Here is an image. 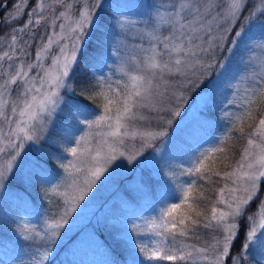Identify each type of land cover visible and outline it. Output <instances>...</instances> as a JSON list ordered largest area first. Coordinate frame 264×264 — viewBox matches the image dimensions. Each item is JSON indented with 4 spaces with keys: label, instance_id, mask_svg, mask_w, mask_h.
I'll use <instances>...</instances> for the list:
<instances>
[{
    "label": "snow or ice",
    "instance_id": "obj_1",
    "mask_svg": "<svg viewBox=\"0 0 264 264\" xmlns=\"http://www.w3.org/2000/svg\"><path fill=\"white\" fill-rule=\"evenodd\" d=\"M29 3L13 0L8 9L3 0L0 5L6 9L0 18V28L6 29L0 35V184L25 167L26 146L32 151L31 145L48 139L64 105L72 110L62 129L67 156H34L28 161L33 175H21L22 181L39 178L46 184L59 176L44 193L58 207L50 214L46 210L38 226L18 225L34 248L29 264L49 262L69 217L113 161L124 157L131 163L166 135L153 121L171 124L166 114L180 115L173 103L187 102L186 92L205 83L202 102L212 101L234 60L242 67L227 81L231 93L221 110L223 129L170 169L150 215L134 214L123 222L125 231L117 239L126 241L127 256H111L104 264H264V114L247 133L239 159L230 170H219L231 161L229 145L239 138L234 134L244 136L242 125L256 120L264 105V22L257 18L264 16V0H151L138 19L127 5L105 0H35L27 20L8 27L23 19ZM45 21L53 30L46 41L41 37L35 58L29 59L35 29ZM253 28L258 38L251 35ZM97 32L101 35L94 39ZM109 46L120 78L100 76L80 85L89 98L100 101L99 113L68 101L64 94L74 91L77 69L83 65L95 73L97 63L109 58ZM153 159L146 165L155 168ZM49 160L62 174L52 172ZM217 177L224 183L206 215L201 201L206 185ZM254 201L256 209L248 213ZM241 221L247 227L234 251Z\"/></svg>",
    "mask_w": 264,
    "mask_h": 264
},
{
    "label": "rangeland",
    "instance_id": "obj_2",
    "mask_svg": "<svg viewBox=\"0 0 264 264\" xmlns=\"http://www.w3.org/2000/svg\"><path fill=\"white\" fill-rule=\"evenodd\" d=\"M105 2L127 5L126 11L132 18L138 19L140 17L137 14L145 11L151 0H105ZM2 4L3 0H0V5ZM34 5L35 0H30L28 8L25 9L23 19L8 27L22 25L28 18V11ZM12 6L13 0H8V9H11ZM59 10L58 8L57 11ZM5 11L6 9L0 10V18L5 15ZM246 14L247 11H245ZM257 18L260 22H264V16L258 14ZM46 25L47 21L35 29L36 38L32 41V46L29 49L32 54L29 59L35 58V51L41 37L46 41L53 30L46 27ZM55 30H59L58 24ZM4 31L6 29L0 28V35ZM99 35H101L99 32L94 34V39ZM251 35L258 38V28H253ZM256 42L255 40L251 42L253 47H255ZM91 47L90 45V50ZM55 51L56 49H53V52ZM107 55L109 58L103 64L97 63L95 73L90 68H86L91 72L90 78L81 71L83 65L79 67L82 76H79L80 73L77 70L74 91L64 94L68 101L76 100L99 113L100 109L97 105L100 101L97 99L98 101L93 104H88V96L84 95L85 93L81 90L80 85L86 83L87 80L91 81L100 76L111 75L113 80L120 78L115 73V61L111 57L110 46L107 48ZM255 55L259 56L260 51L257 50ZM222 58V56L219 57V59ZM47 63H51V60L49 59ZM241 67L239 60L233 61L226 75L222 90L207 104L202 102V96L207 95L206 83L205 88L203 87L204 89L202 90H200L202 85L197 89L191 90L192 92H198L192 99L186 94L188 97L187 102L178 104L174 102L172 107H179L180 115L173 117L171 113L166 114L165 118L171 119V124L153 121V127L157 130H163L166 135L158 138L153 143V146L145 149L136 160L129 163L126 158L121 157L109 165L101 180L97 181L92 191L85 197V200L80 202L77 211L69 217V225L71 227L65 225V228L61 230L62 238H57L58 243L53 246L54 255H50L47 264H104L105 260L110 259L111 256L119 257V252L123 254L122 257H119L121 260L126 258L127 251L124 247L126 241L117 239V236L125 231L123 222L130 220L134 214L136 216L150 215L151 209L157 205L161 192L169 182L167 173L170 169L179 165L180 161L190 151L210 135L215 136L223 129L224 122L221 118V110L224 108L227 97L231 93V89L227 86V81ZM110 68L112 69L111 72ZM13 94L15 95V92ZM261 114H264V105L257 111L256 120L245 122L242 125L245 133L244 136H240L243 139L242 149L246 145L247 133L252 131ZM69 115H72V110L68 105H64V114L55 117V123L48 133V139L37 141L31 145L32 151H28L29 146H26L25 167L17 171L15 175H10L3 184H0V264H29L34 248L30 246L28 241L23 239L18 225L28 222L38 226L42 223L46 210L50 214L52 209L58 207V203L55 202L50 205L44 195L47 188H51L52 185L58 182V175L47 184L43 183L39 178L22 181L21 175H33L28 161L34 156H47L49 152L67 156V153L63 151L64 144L62 141L64 135L62 129ZM234 135L239 136V133ZM137 147H139L138 144ZM37 149H42V152H37ZM239 156L240 154L231 162L230 167L223 171L230 170L235 161L239 159ZM150 157L154 158L153 164H155V168L145 163ZM157 161L159 163H156ZM48 164L53 173L62 174V169L58 167L57 163L49 160ZM223 183L224 181L220 180L217 189L222 187ZM262 189H264V185H262ZM215 199L216 195L209 203L206 215L210 213L212 202ZM257 203L258 201H254L251 204L248 213L255 211ZM245 227H247V224L241 221V240ZM197 231L205 237L209 235L206 230L198 229ZM241 240L237 246L235 244L234 251L240 248ZM191 242L203 243L202 240L195 239ZM157 264H172V262L160 261Z\"/></svg>",
    "mask_w": 264,
    "mask_h": 264
},
{
    "label": "trees",
    "instance_id": "obj_3",
    "mask_svg": "<svg viewBox=\"0 0 264 264\" xmlns=\"http://www.w3.org/2000/svg\"><path fill=\"white\" fill-rule=\"evenodd\" d=\"M77 70L80 73L79 76L80 75L82 76V74L80 72V69L78 68ZM81 71H83V73H85V76H87L88 78H90L89 77V75L91 74L90 70H88L85 67H83L81 69ZM87 82H89V80H87ZM194 93H197V92L196 91L195 92H192L191 90H189L188 92H186V94L188 96H192ZM84 95H87L88 96L87 97L88 98L87 99V103L88 104H93L94 102L98 101L97 99H91V98H89V94H86L85 93ZM242 141H243V139L241 137H239L238 139H235V140L231 141V143L229 145V149H230L229 155L231 156V162L237 158V155L240 154L241 149H242ZM231 162L227 163V165L221 164L220 167H219V170H222L223 171V170L228 169L230 167V165H231ZM216 181L217 182H215V183L206 185V189L207 190L205 191V199L201 201V204L204 206L205 213L207 211V207H208L209 203L214 199V195H216V189H217V187L219 185V181H220V180H218V177L216 178ZM201 183H203V182H201ZM241 235L242 234H240V239H238L236 241V243H235L236 246L239 244L238 242H240V240H241ZM113 251H116V250H113ZM119 253H120V256L119 257H122L123 254H121V252H119Z\"/></svg>",
    "mask_w": 264,
    "mask_h": 264
}]
</instances>
